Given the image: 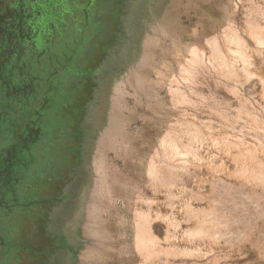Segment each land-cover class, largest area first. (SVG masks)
<instances>
[{
    "label": "rangeland",
    "instance_id": "obj_1",
    "mask_svg": "<svg viewBox=\"0 0 264 264\" xmlns=\"http://www.w3.org/2000/svg\"><path fill=\"white\" fill-rule=\"evenodd\" d=\"M6 3L0 264H264V0Z\"/></svg>",
    "mask_w": 264,
    "mask_h": 264
},
{
    "label": "flooded vegetation",
    "instance_id": "obj_2",
    "mask_svg": "<svg viewBox=\"0 0 264 264\" xmlns=\"http://www.w3.org/2000/svg\"><path fill=\"white\" fill-rule=\"evenodd\" d=\"M15 2H16V5L18 6V8L20 7V5H21V3H18L19 2V0H14ZM71 1H73V0H71ZM6 2H8V0H0V10H5L6 12H8V10H9V8L7 7V3ZM62 10V8H60L59 10H57V12L58 11H61ZM11 19H12V17H11ZM102 24V23H101ZM102 27V26H101ZM6 28H7V30L5 31H3L2 33L4 34V35H1L0 36V41H2V42H4V38L7 36V34H8V29L9 30H12L13 29V23H9L8 25H6ZM5 28V29H6ZM7 32V33H6ZM0 33H1V31H0ZM11 33V32H10ZM81 39V38H80ZM79 39V40H80ZM79 40L77 41V43L75 44V46H74V49H75V51H74V55H77L78 53L80 54V56H82L83 57V55H82V52L83 51H85V49L83 48V51H81V48H82V46L84 45V44H82V43H80L79 42ZM80 41H82V39L80 40ZM90 43V41L87 43V45ZM86 45V44H85ZM87 45H86V47H87ZM78 49H80V52H78L77 50Z\"/></svg>",
    "mask_w": 264,
    "mask_h": 264
},
{
    "label": "trees",
    "instance_id": "obj_3",
    "mask_svg": "<svg viewBox=\"0 0 264 264\" xmlns=\"http://www.w3.org/2000/svg\"><path fill=\"white\" fill-rule=\"evenodd\" d=\"M59 12H61V11H58L57 14H60ZM57 14H56V15H57ZM0 31H1V28H0Z\"/></svg>",
    "mask_w": 264,
    "mask_h": 264
}]
</instances>
